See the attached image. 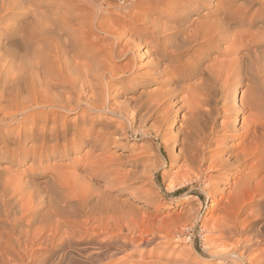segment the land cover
I'll use <instances>...</instances> for the list:
<instances>
[{"label":"bare ground","instance_id":"bare-ground-1","mask_svg":"<svg viewBox=\"0 0 264 264\" xmlns=\"http://www.w3.org/2000/svg\"><path fill=\"white\" fill-rule=\"evenodd\" d=\"M37 1L0 0V20L13 17V24L0 25V125L8 126L7 131L17 127L14 134L17 151L20 141L31 137L34 138L29 149L43 154L47 142L53 144L60 138L77 149L86 146L89 150L103 151L112 137L116 136V141L125 136L134 112L128 114L116 111V106L111 108L113 97L100 86V79L105 76L102 62L95 61L103 54L100 53L103 47L109 56H123L132 46L138 47L136 41L141 40L149 51V65L156 76L178 75L174 80H165L164 85L179 87L187 81L198 97L196 112L208 114L211 111L208 108L219 104L218 112L224 118L210 126L190 121L180 137V148L174 151V144L166 147L167 160L175 163L180 158L181 163L179 171L168 177L165 189L174 192L187 185L203 184L201 191L215 201L217 195H224L231 182L230 190L235 192H240L241 187L264 194V38L254 40L256 37L248 39L237 34L239 29L255 26L264 33V0H242L238 5L235 4L238 0H184L178 11L172 0H63L56 9L47 8L43 12H38L37 7H50L53 0ZM152 1L161 4H147ZM256 5L258 9L253 10ZM111 7L116 10L114 16L108 15ZM201 8L213 10L198 13ZM226 43L230 47L222 50ZM184 56H188L187 61ZM93 77L95 82L91 80ZM151 104L153 108L157 106L156 102ZM32 109L37 112L48 109L51 113L46 111L42 117L40 113H24ZM56 111L77 114L74 120L79 123L72 127L59 124ZM176 111L171 108L167 113L171 123ZM108 112L115 114L120 124H111L110 117L102 121L91 118L94 113L101 116ZM246 113L247 118L241 117ZM29 120L32 124L26 126ZM96 123L102 124L97 132ZM177 129L171 127L173 132ZM68 133L70 140L66 139ZM236 140L240 141L235 143ZM8 142L1 141L0 154H7ZM113 161H95L80 172L72 170L48 176L47 184L63 194L59 200L47 192L42 195L38 188L19 192L25 203L13 198V193L4 195L0 199V206L6 207L5 213L4 208L0 211V218L5 219L0 227V264H160L153 260L131 261L126 252L128 243L141 249L170 243L168 236L137 224L142 208H155L159 201L155 191L142 188L149 185L154 175L149 172L150 176L136 186L132 176L113 177ZM165 163L166 159L158 165ZM94 175L102 177L103 186H90ZM66 182L75 185L76 198L68 191L70 187L65 188ZM110 189H116V194L109 196ZM123 192L130 195L120 200ZM233 192H227L226 196ZM135 197L142 201L138 209L127 202ZM181 200L180 205L189 207L178 216L175 226L179 227V233L185 232L189 219H196V207L202 206L200 201L190 206L193 201L189 193ZM240 211L236 206L234 211L224 213L222 223L217 226L222 234L228 237L235 231L234 221ZM19 216L24 220L22 225ZM130 231L140 238L120 241V233ZM255 233L248 243L256 240V245L263 246L255 256L256 264H264V224ZM99 236L103 238L96 242ZM210 242L208 251L212 250ZM42 250L47 251L46 256L38 255ZM183 252L179 251L176 257L185 261ZM229 252L225 255L218 252L213 257L237 259L233 250ZM170 259L168 256L162 264H179L178 259L169 263ZM248 262H252L250 257Z\"/></svg>","mask_w":264,"mask_h":264},{"label":"rangeland","instance_id":"rangeland-1","mask_svg":"<svg viewBox=\"0 0 264 264\" xmlns=\"http://www.w3.org/2000/svg\"><path fill=\"white\" fill-rule=\"evenodd\" d=\"M38 1L42 2L46 0ZM38 1L36 3H38ZM62 1L63 0H53L51 1L50 7L41 5L37 7V10H39L38 12H43L47 8L56 9V7ZM171 2H176V11H178L181 7V4L184 3V0H172ZM241 2L242 0H238L235 4L238 5ZM116 4L117 3H114V5ZM147 4L150 6H159L161 1H152ZM255 9H258V5L253 8V10ZM212 10L213 9L208 10L201 8L198 13H210ZM115 11L116 10L114 8H109L108 15L114 16L116 14ZM4 14L6 13H3L2 15ZM12 18L13 17H8L0 20V25L9 26L10 24H13ZM237 34L239 37L241 36L248 39L252 36L256 37H252L254 40L264 38V33L259 32L257 26H255V28L253 27V29H239ZM136 42L138 47L132 46V49L128 48V50H130L127 51V54L123 56H109L107 54V49L103 47L100 49V53L103 54H99L98 60L95 61L102 62V66L104 68L105 76L100 79V86H102V89H108L111 93V97H113L112 99H115L114 101L112 99L110 100L111 104H113L111 108L113 109L116 106V111L119 110L120 112L124 113L129 112L128 114L132 112L135 113H132L133 116L131 118L133 120L131 122V126L125 129L126 135L116 141L114 139L116 136L112 137L110 142L107 143L108 145L104 146L103 151H99L98 149L89 150L86 146H81L79 149H77V147L69 145L68 142H63V139L60 138V140L58 139V141L53 144H48L47 142L44 146L45 149L42 154L38 153L39 151L34 152L33 150L31 151V149H29V145H31L32 139L34 137L21 140L20 150L17 151L16 145H14V134L18 132L17 127L7 131L9 128L8 126L3 124L0 125V143L3 139H7V141H9L7 146V154H0V199L4 197V195H11V193H13V198H19V202L24 201L25 203L26 199L23 197L20 198L19 192L24 188L27 191L38 188V190L41 189L43 191H40L42 192V195L52 194L55 200H59L63 194L58 191L54 185L47 184L49 181L48 176L55 173L65 174L72 170L80 172L95 161L113 159V177L122 178V176H132L135 179L136 186L140 185L143 180L147 179L150 176L149 172H152L154 175L153 179H151L149 185H145L142 188L145 190L150 189L155 191V193L158 194L159 201L157 202L155 208H142V212L137 217V224L139 225L141 223L140 226L142 225L143 228L148 227L149 229H153L159 235L162 234L161 236L164 235L168 236L169 239L171 238L170 243L168 244L161 243L158 246L151 245L145 249L136 248L135 245H132L131 243L130 244L133 248L131 247V249H129L130 244L128 243V250H126V252L129 255L131 261L138 259L145 261L153 260L154 262L156 261L162 264L165 262L168 256H171L169 263H174L175 260L178 259L176 256L180 254L179 251H184L183 253H185L186 260L184 261L183 259H178L179 264H249V257L252 259L250 264H256L258 262V258L255 256V254L256 252H259L263 246L259 244L256 245V240H254L253 243L250 242V246L248 241L249 238L255 236L254 234H256V228L259 225L264 224V194H257V192H254L251 189L241 190V187L238 189L240 192L237 190V192H235V190H230V188L232 189V187H230L232 186L231 182L228 185L229 189L225 190L224 195H217L215 201H212L201 191V188L204 187L203 184L187 185L175 190L174 192H170L165 189L167 184L166 182L168 181L167 179H169L168 177L179 171L178 165L181 163L180 158L177 159L175 163H171L169 160H167L166 147L173 146L174 144V151H177V148H180V139L183 137L182 135H184V131H186V127H188L190 121L191 123L195 122L199 125L201 124L203 126H210V124H218L219 122H222L224 118H222V114H219L218 112V110L221 111L219 104H217V106L214 104L212 105V109H207L211 110L209 112L210 114L196 112L197 109L195 108L198 105L196 103L198 102V97L195 96V91L187 81V83L181 81L182 83L179 85V87H174L173 85H164L165 80H174L178 78V75L168 74L171 76L169 77L166 75L164 78L156 76V73L149 65L150 55L149 51L145 47V44L141 43V40H137ZM228 46V43L223 44L221 49L223 50V48H229L230 46ZM99 47L100 45L96 46L95 49H98ZM104 48L106 49L105 51H103ZM187 57L188 56H184L183 59L185 58L184 60L187 61ZM93 78H91V80L95 82L96 78ZM240 88H242V86H240ZM95 90L98 92L100 87H96ZM152 102H156L157 108L152 107ZM171 108L177 109L174 123L170 122L167 114ZM28 111L40 113L41 117L46 111L49 112V114L51 113V110L48 109L39 112H37L36 109H32V111L27 110L24 113H27ZM198 114L200 116H198ZM247 115L248 113L243 114L241 117L247 118ZM55 117L58 119L59 124H65L69 127L79 123V121L74 120L77 117V114L71 112L66 113L56 111ZM109 117L111 118L109 119L111 124H120L118 117H116L115 114L109 112L106 115L103 114L101 116L97 115L96 113L91 115V118H99L101 121ZM29 121L27 122L26 126H30L32 124V121ZM123 121V125L127 126L126 121ZM174 126L176 129L178 128L176 130L177 132L171 131V127ZM101 127L102 124L96 123L94 129L95 132H97V130L100 131ZM36 132L34 134H37ZM117 137H119L118 134ZM66 139H71L70 133H68ZM239 141L240 140H236L235 143H238ZM36 157H38L39 160ZM164 159H166V163L163 166L158 165L159 162H164ZM94 176L95 177L91 178L89 182L90 186L95 188L103 186L102 177L100 175ZM65 184L66 189H68L67 187H70L68 191H71V196H75L74 198H76V191L74 188L75 185L71 182H66ZM108 191L109 196L116 194V189H110ZM229 191H234L235 193L233 192L230 194V196H226L227 192ZM187 193L191 194L192 196L193 202L190 203V206L198 204L197 201H200L202 206L201 208L196 207L198 211L197 215L195 216L196 219H189V224L184 230L185 232L179 233L180 229L177 227L178 218L182 214L186 213L189 207V205L184 207L183 205H180V203L183 202L181 199L184 197V194ZM129 195V192H123L119 198L120 200H123ZM237 196L240 197L238 198ZM236 197L238 199H236ZM223 198L228 199L226 200ZM241 198L242 200H240ZM127 202L130 206H132V208L135 209H138L137 207L142 206V201L138 197L129 199ZM240 202H242V204ZM91 204L92 202H90L89 206ZM209 204L211 206H209ZM168 206L172 207L168 209ZM236 206L240 207L241 211L237 213V216L235 217V231H232L228 237L223 232L225 234L224 236L222 231L219 230L218 225L222 223L221 220L222 216L225 215L224 213H227L228 211L231 212V209L234 211ZM2 209L4 211L3 213H5L6 207L0 206V211H2ZM7 209L10 210L9 208ZM10 211L14 210L12 209ZM18 218L21 219L19 224L22 225V221L24 220L20 216ZM3 219L4 218H0V227L3 225ZM120 234V241L123 238H140L138 233H133L132 231L129 233ZM181 234H183V236H181ZM102 238L103 236H99L95 238V241L97 240L96 242H99L102 240ZM208 241H211L210 246L212 247V250L210 251L207 250ZM216 242L217 244H215ZM129 250H131V252ZM231 250L234 251L233 253L236 255L237 259H232L230 256L221 257L220 259L213 257L214 254H218V252L219 255H225ZM46 252V250H42L38 255L41 257L46 256Z\"/></svg>","mask_w":264,"mask_h":264}]
</instances>
